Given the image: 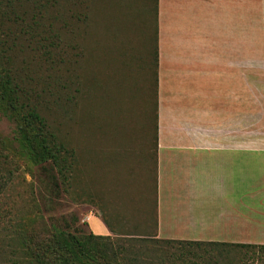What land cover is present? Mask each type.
Instances as JSON below:
<instances>
[{
	"label": "rangeland",
	"instance_id": "374dc122",
	"mask_svg": "<svg viewBox=\"0 0 264 264\" xmlns=\"http://www.w3.org/2000/svg\"><path fill=\"white\" fill-rule=\"evenodd\" d=\"M9 1L0 4L1 12L5 11V15L0 13V53L6 55L2 60L20 72L24 69L27 85L40 96L32 97L33 102L58 137L75 150L77 160L68 177V189L51 163L38 165L21 156L17 124L0 109V142L8 148L6 161L0 163V192L4 196L1 205L7 210L0 226V264H42L29 263L21 254L18 238L3 228L10 216L24 215L30 222H38L45 242L51 240L44 256L52 260L58 235L61 240L82 238L91 231L85 220L90 211L113 214L121 206L137 205L138 193L131 199L123 198L132 189L149 191V202L153 204L151 223H137L143 230L151 226L152 234L145 231L148 236L144 238L152 240L160 0H42L43 7L49 10L50 31L42 33V40V35L35 37L31 45L27 44L30 36L23 35L18 39L22 42L18 52L13 41L17 40L20 25L14 19L28 7L24 5L13 12ZM138 11L143 14V22L130 24ZM242 54L248 59L247 86L243 80L242 96L246 100L249 145L250 149H264V0H247ZM137 79L141 82L138 96L134 97ZM10 147H14V153ZM137 160L144 165H138ZM259 173L250 172L254 176ZM137 217L141 220L144 216ZM129 218L134 222L136 217ZM126 224L118 225L126 230ZM50 225L65 232L50 230ZM161 245L146 256L150 264H191L200 254L205 257L202 264H264V254L252 248L189 245L194 250L187 254L177 243ZM34 255L40 257L37 251Z\"/></svg>",
	"mask_w": 264,
	"mask_h": 264
},
{
	"label": "crops",
	"instance_id": "0c3cea01",
	"mask_svg": "<svg viewBox=\"0 0 264 264\" xmlns=\"http://www.w3.org/2000/svg\"><path fill=\"white\" fill-rule=\"evenodd\" d=\"M246 13L247 0H160L156 238L264 244V149H250L242 96ZM148 192L126 191L124 199L138 193V204L113 214L90 211V230L152 234L151 226L143 230L137 223L152 215ZM125 222L122 230L118 224Z\"/></svg>",
	"mask_w": 264,
	"mask_h": 264
},
{
	"label": "trees",
	"instance_id": "16d2710c",
	"mask_svg": "<svg viewBox=\"0 0 264 264\" xmlns=\"http://www.w3.org/2000/svg\"><path fill=\"white\" fill-rule=\"evenodd\" d=\"M42 0H10L9 5L14 12L16 8H22L26 5L22 11L23 14L18 15L14 21L19 22L20 28L16 29L17 36L13 41L14 46H18L20 50L22 42H19V38L23 35L30 36L31 45L32 40L41 36L42 33H48L50 31L51 23L49 21V10L44 6ZM3 0H0V4ZM33 6V8L30 7ZM31 12L27 17H25ZM0 13L5 15V11ZM0 14V16H2ZM143 14L141 11L135 12V16L130 19V24L141 25L143 22ZM0 20H3L1 18ZM48 25V27H46ZM45 36L42 35L41 40ZM0 45H3V40L0 38ZM35 49V48H34ZM156 67H157V79H158V65H159V53L158 48L156 50ZM6 55L3 52L0 53V109L4 113H8L17 124L19 137L16 140L18 142L19 153L21 156L28 157L34 164H43L46 162L51 163L57 173L62 177L64 183L70 185L68 177L72 175L74 165L77 157L75 150L70 148L63 140H61L53 127L49 123L48 119L41 113L38 104L33 102L32 97H40L33 92V88L27 85L26 77L23 76L24 69L18 71L14 67L11 68L5 64ZM6 79L8 81H6ZM24 79V80H23ZM140 79H137L134 87L137 89L134 92V97L138 96ZM158 88V84H157ZM34 93V96H33ZM158 118V116H157ZM158 128V125H157ZM3 142V141H2ZM0 142V163L6 161L8 148ZM6 147V148H5ZM14 153V147H10ZM67 192V191H66ZM2 197L0 192V226L3 223L2 219L7 217V210L1 205ZM33 209V208H32ZM35 211V209H33ZM36 213V212H35ZM37 214V213H36ZM16 216V217H15ZM8 225H5L4 229H9L10 234L18 238L20 242L21 254L26 255V259L29 263H42V264H150L148 256L149 252L153 249H159L164 243H177L180 245V250L187 251V254L193 253V247L190 246H202V245H232L245 248H252L254 251L264 254V244H234L229 242H216V241H193V240H172L151 238L149 240L144 237H137L136 233H124L123 236H111V235H97L90 231L87 235H82V238L71 237L69 239H60L56 237L57 241L53 243V251L55 257L51 260L44 256V249L49 246V242H45V236L39 230L38 222L27 218L24 215H13L9 217ZM113 229L114 225L107 222ZM119 228V227H118ZM117 228V229H118ZM50 230L56 232H65L63 230L58 231V228L50 225ZM53 231V232H54ZM8 232V231H7ZM65 234V233H63ZM155 235V234H154ZM54 236V234H53ZM4 240V239H2ZM154 242V246L152 243ZM18 246V247H19ZM37 251L40 257L34 255ZM43 252V253H42ZM186 254V255H187ZM201 256V257H200ZM33 257V258H32ZM196 261L189 262L191 264H202L205 260L203 254H200ZM203 257V259H202ZM37 259V260H36Z\"/></svg>",
	"mask_w": 264,
	"mask_h": 264
}]
</instances>
